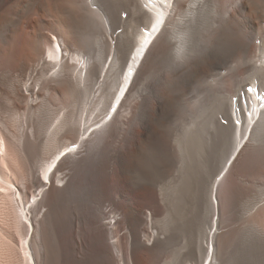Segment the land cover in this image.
I'll return each instance as SVG.
<instances>
[{"label": "bare ground", "instance_id": "bare-ground-1", "mask_svg": "<svg viewBox=\"0 0 264 264\" xmlns=\"http://www.w3.org/2000/svg\"><path fill=\"white\" fill-rule=\"evenodd\" d=\"M148 9L171 13L112 109ZM0 139L24 264H50L55 225L57 264L87 247L98 264H264V0H0Z\"/></svg>", "mask_w": 264, "mask_h": 264}, {"label": "rangeland", "instance_id": "rangeland-1", "mask_svg": "<svg viewBox=\"0 0 264 264\" xmlns=\"http://www.w3.org/2000/svg\"><path fill=\"white\" fill-rule=\"evenodd\" d=\"M141 26L137 28V31L140 30L141 31ZM259 39V38H258ZM260 40H255V43H261ZM250 86V83L248 84V86L246 85V90L249 88ZM244 91V93L246 94L247 92H251V90H247V91ZM64 111V109H61L60 113L62 114V112ZM92 110H89L88 112H91ZM104 114H108V112L104 113ZM90 116V114H89ZM107 117V120H110V117L108 118ZM90 123V122H89ZM90 132V131H89ZM79 135L81 134L82 135V131H79L77 132ZM238 135V134H237ZM238 139V137H237ZM0 142L1 139H0ZM238 143V140L236 142V144ZM89 144V143H88ZM4 150V147L3 149ZM5 151V150H4ZM84 153H86L87 151H83ZM52 158L53 157V154H47L45 151H39L37 152L36 155H32L29 157V166H31V170H32V173L31 175H29L30 177V181L31 183L35 181L36 177L38 174H41V167H45V165H48L49 162H52ZM228 158V157H227ZM5 169H6V166H4ZM17 172H19V168L18 165L15 163L14 166H13ZM242 167H239V168H236L234 170V173H233V179H235L238 174L241 173L242 171ZM87 170L89 169L88 167L86 168ZM66 170H69L68 167ZM229 170V169H228ZM218 172V171H217ZM216 172V173H217ZM228 172V171H227ZM216 173L213 175V179H215L216 177ZM175 171H173V169L170 171V176L168 179H170V181L173 179V176L175 175ZM235 174V175H234ZM237 175V176H236ZM215 176V177H214ZM12 177L13 178H16V173H14V175L12 174ZM34 179V180H33ZM231 181V180H229ZM233 182V181H232ZM32 183V185H33ZM222 184V183H221ZM225 186V184H223ZM223 186V187H224ZM227 186L224 187V190L226 189ZM49 188V185L48 187H44V189H48ZM32 192L33 191H36V194H39L40 190H42L41 188H39L37 190V186H32L31 188ZM224 194V193H223ZM31 196V200L34 199V197ZM41 197V195H39ZM39 197V198H40ZM148 200V199H147ZM66 200H63L61 201L59 204H58V207L63 209V212H64V216L66 217V219H69V215H68V207H70L71 203H72V200H70V202H66ZM65 203V204H64ZM150 202L147 201L146 202V205L144 204V210L145 212L149 213L147 214L148 217L150 216H153L155 218V215H156V202H152L151 204H149ZM155 203V204H154ZM263 201L258 203L253 209L252 211L255 212L260 206L263 205ZM106 204H109V202H106ZM154 204V205H152ZM262 204V205H261ZM111 208L113 209V205H109L107 207V211H110ZM143 210V211H144ZM153 210V211H152ZM152 211V212H151ZM113 214H115L116 216H120L119 212L116 211V213L114 212ZM112 214V215H113ZM239 223H236L235 225H238ZM30 228V226H29ZM59 231H62L61 228H59ZM59 231H58V227L57 225H55L54 229L51 231L49 230L50 232V235L48 236L49 238L48 241H47V244L49 245L50 243V246L48 248V257L50 258L49 260V263L50 264H57L58 260H59V257H58V249L60 247H62V241L64 240L62 238V235L59 234ZM214 231V227H213V230ZM32 232V228H30V232H29V237H30V233ZM28 237V238H29ZM68 247L70 249V245H71V236L68 237ZM86 252L88 253L89 255V261H88V264H98L97 263V257L90 251V249L87 247L85 248ZM175 250H170V255L167 257V259H173L175 256ZM21 252H22V249H20V234H19V230L17 228V225H16V222H15V218H14V214L12 213V211L10 210V206L7 205L4 201V199L2 198V195H0V264H24V260L22 259L21 257ZM80 256H83L82 254H80ZM115 260L113 258H110V262L111 264H114ZM193 261L191 260H184L183 262L181 263H174V264H192Z\"/></svg>", "mask_w": 264, "mask_h": 264}]
</instances>
